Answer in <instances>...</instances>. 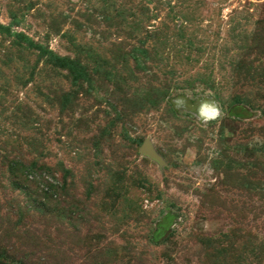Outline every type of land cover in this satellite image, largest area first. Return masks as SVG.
<instances>
[{"label":"rangeland","instance_id":"obj_1","mask_svg":"<svg viewBox=\"0 0 264 264\" xmlns=\"http://www.w3.org/2000/svg\"><path fill=\"white\" fill-rule=\"evenodd\" d=\"M0 264H264V0H0Z\"/></svg>","mask_w":264,"mask_h":264},{"label":"water","instance_id":"obj_2","mask_svg":"<svg viewBox=\"0 0 264 264\" xmlns=\"http://www.w3.org/2000/svg\"><path fill=\"white\" fill-rule=\"evenodd\" d=\"M142 150L145 151V153L153 156L152 148H151L149 141H145V143L143 144Z\"/></svg>","mask_w":264,"mask_h":264}]
</instances>
